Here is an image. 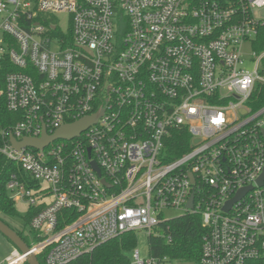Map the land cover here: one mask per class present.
Listing matches in <instances>:
<instances>
[{"label":"built area","instance_id":"obj_1","mask_svg":"<svg viewBox=\"0 0 264 264\" xmlns=\"http://www.w3.org/2000/svg\"><path fill=\"white\" fill-rule=\"evenodd\" d=\"M260 8L264 0H0V65L16 69L2 94L23 116L0 154L38 185L13 174L7 190L15 203L46 205L30 225L40 239L32 254L68 264L125 233L150 235L178 211L202 216V264H264ZM100 113L73 140L11 144ZM183 130L188 152L171 160ZM63 211L80 215L60 227ZM27 257L16 251L5 264Z\"/></svg>","mask_w":264,"mask_h":264},{"label":"trees","instance_id":"obj_2","mask_svg":"<svg viewBox=\"0 0 264 264\" xmlns=\"http://www.w3.org/2000/svg\"><path fill=\"white\" fill-rule=\"evenodd\" d=\"M259 39L257 50L262 52L264 51V33L260 34ZM13 71L16 69L9 64L0 65V146L3 144V135L23 119L21 113H12L7 109L6 99L2 94L5 89L6 76ZM263 105L264 98H261L255 108ZM190 139L186 130L174 134L168 149L171 160L188 152ZM13 174L18 175L30 188L38 186L18 163L0 154V219L6 224L8 223L5 218L18 216L16 203L11 200L7 190V184ZM45 206L42 204L39 207H29L28 215L25 217L26 226L30 227L33 218ZM79 215L76 212L63 211L59 216L60 227L76 220ZM18 234L29 247L40 241L31 227L29 232L21 231ZM207 234L208 230L203 226L201 214L188 213L167 220L156 227L148 237L150 258L154 259L157 264H172L173 262L202 264L203 239ZM136 245V232L125 233L99 246L91 254L83 255L68 264H131L129 254L135 250ZM38 260L40 264H44V255H39Z\"/></svg>","mask_w":264,"mask_h":264},{"label":"water","instance_id":"obj_3","mask_svg":"<svg viewBox=\"0 0 264 264\" xmlns=\"http://www.w3.org/2000/svg\"><path fill=\"white\" fill-rule=\"evenodd\" d=\"M102 113L96 114L83 118L75 123L65 125L57 130L53 135H49L47 130H43L42 137L40 139L25 137L22 141H17L14 137H11L12 146L20 151L22 148H35L37 150H42L48 147L52 142L56 140H73L81 136L83 132L88 130L94 123H96ZM94 168L101 174L96 163H93ZM264 181V175L262 176L260 182ZM247 192V190L241 191L238 196L230 201L225 207V211H229L232 208V205L239 201L242 196ZM188 208L192 210L194 208V197L191 198ZM0 233L4 235L16 248V250L21 255H27L26 263L27 264H40L38 257L35 254L31 253V248L25 243L22 237L16 232L11 226L6 224L0 219Z\"/></svg>","mask_w":264,"mask_h":264},{"label":"rangeland","instance_id":"obj_4","mask_svg":"<svg viewBox=\"0 0 264 264\" xmlns=\"http://www.w3.org/2000/svg\"><path fill=\"white\" fill-rule=\"evenodd\" d=\"M255 17L259 20H264V8H260L255 10L254 13ZM60 20V27L63 31H67L69 29V23H70V16L67 14H60L58 15ZM246 53H251L253 49L248 47L244 48ZM246 67L249 70L254 69V63L250 60V58L247 56L246 58ZM44 188H47V184H42ZM16 209L18 212L17 217H10L5 218L7 223L16 231V232H29L30 227L26 226L25 217H27L29 212V206L25 203L18 202L16 203ZM182 213L178 211H167L165 212L166 218L172 219L177 216H180ZM137 235V245L135 250L130 253V259L131 264H135V258L134 254L136 252L139 253V256L142 260H149L150 254H149V245H148V237L149 233L147 231H138L136 232ZM16 250L15 246L4 236L0 233V264H5L7 260L12 256L14 251ZM172 264H179L177 262H173Z\"/></svg>","mask_w":264,"mask_h":264},{"label":"crops","instance_id":"obj_5","mask_svg":"<svg viewBox=\"0 0 264 264\" xmlns=\"http://www.w3.org/2000/svg\"><path fill=\"white\" fill-rule=\"evenodd\" d=\"M16 251H17V250H15L14 253H15ZM14 253L12 254V256L14 255ZM12 256H11V257H12Z\"/></svg>","mask_w":264,"mask_h":264}]
</instances>
